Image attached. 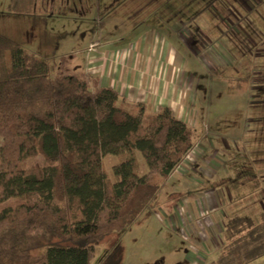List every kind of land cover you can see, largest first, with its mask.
Returning a JSON list of instances; mask_svg holds the SVG:
<instances>
[{"label":"rangeland","instance_id":"rangeland-1","mask_svg":"<svg viewBox=\"0 0 264 264\" xmlns=\"http://www.w3.org/2000/svg\"><path fill=\"white\" fill-rule=\"evenodd\" d=\"M97 27L167 40L174 113L194 127L196 146L132 227L96 245L92 264L116 247L120 264H206L229 217L257 219L264 208V0H0V34L51 65L77 51L70 35ZM103 162L115 181L117 158ZM138 163L145 172L139 154Z\"/></svg>","mask_w":264,"mask_h":264},{"label":"trees","instance_id":"trees-1","mask_svg":"<svg viewBox=\"0 0 264 264\" xmlns=\"http://www.w3.org/2000/svg\"><path fill=\"white\" fill-rule=\"evenodd\" d=\"M149 109L100 86L72 54L51 65L0 34V264H92L99 242L138 221L196 146L171 107ZM38 155L43 165L24 166ZM223 241L207 264L263 257L264 209L258 222L227 219ZM121 260L116 247L99 264Z\"/></svg>","mask_w":264,"mask_h":264},{"label":"crops","instance_id":"crops-1","mask_svg":"<svg viewBox=\"0 0 264 264\" xmlns=\"http://www.w3.org/2000/svg\"><path fill=\"white\" fill-rule=\"evenodd\" d=\"M84 14L82 8L80 16L86 18ZM56 33L58 35L59 31L55 30ZM49 34L54 35L51 31ZM72 36L66 41L77 50L72 52L74 65L97 78L100 86L114 88L129 102L144 103L153 107V111L166 105L174 112L175 91L170 89L173 79L165 73L167 40L145 34L127 41L121 35H108L103 27L90 32L83 30L82 39ZM247 217L258 222L259 215L257 219ZM248 264H264V256Z\"/></svg>","mask_w":264,"mask_h":264},{"label":"built area","instance_id":"built-area-1","mask_svg":"<svg viewBox=\"0 0 264 264\" xmlns=\"http://www.w3.org/2000/svg\"><path fill=\"white\" fill-rule=\"evenodd\" d=\"M192 151H193V150H192ZM192 151H191V152H192Z\"/></svg>","mask_w":264,"mask_h":264}]
</instances>
